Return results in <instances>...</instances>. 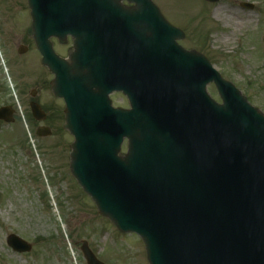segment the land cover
<instances>
[{"label": "water", "instance_id": "water-1", "mask_svg": "<svg viewBox=\"0 0 264 264\" xmlns=\"http://www.w3.org/2000/svg\"><path fill=\"white\" fill-rule=\"evenodd\" d=\"M121 1L28 0L32 24L26 34L42 65L55 75L52 93L66 103L64 129L75 136L72 176L120 233L139 235L149 264H264V117L203 56L175 44L182 33L150 0H127L135 4L132 10ZM103 19L118 25L122 20L116 49L135 53L134 78L127 69L118 70L113 83L129 96L135 81V136L128 133L129 113L121 117V134L115 120L116 130L108 137L100 114L85 116L79 98L71 107L68 103L71 79L93 93L105 87L100 69L99 89L92 86L93 67L84 64V51L103 49ZM67 35L75 50L70 65L54 57L48 42L56 37L62 43ZM210 82L222 107L205 93ZM94 106L100 101L89 102V110ZM30 107L35 120H45L36 104ZM0 120L12 122L9 109H0ZM36 135L47 137L50 131L41 128ZM124 137L128 154L120 158ZM7 245L19 254L31 251L13 235ZM80 250L86 264H102L85 242Z\"/></svg>", "mask_w": 264, "mask_h": 264}, {"label": "rangeland", "instance_id": "rangeland-1", "mask_svg": "<svg viewBox=\"0 0 264 264\" xmlns=\"http://www.w3.org/2000/svg\"><path fill=\"white\" fill-rule=\"evenodd\" d=\"M151 1L184 33L178 44L202 54L264 115V0ZM242 3L254 7L243 9ZM216 11L238 23L249 22L235 25L217 18ZM29 13L27 0H0V107L14 108L17 118L12 126L0 123V264H86L82 242L103 264H148L142 242L120 234L102 218L70 174L73 140L63 129V102L51 94L52 76L40 66L33 41L25 34ZM51 41L61 57L72 47L70 39L64 45ZM20 46L27 49L24 55L18 54ZM32 91L46 113L41 124L29 112ZM207 94L219 101L213 85L207 86ZM113 100L128 107L120 96ZM40 126L49 128V137L35 136ZM9 235L30 244L32 251L12 253L6 245Z\"/></svg>", "mask_w": 264, "mask_h": 264}, {"label": "flooded vegetation", "instance_id": "flooded-vegetation-1", "mask_svg": "<svg viewBox=\"0 0 264 264\" xmlns=\"http://www.w3.org/2000/svg\"><path fill=\"white\" fill-rule=\"evenodd\" d=\"M68 53H73V52L67 50V51H66V55H67ZM34 92H35V91H34ZM31 93H32V92H31ZM30 95H31V94H30ZM35 96H36V92H35ZM115 96H120V97H122V95H120V94H113V95H111V96L109 97V100H110V102H111V105H112L113 108H120L119 105L114 104V100H113V98H114ZM32 102H36V101H35L34 99L30 100L29 103H28V108L30 107V104H31ZM12 109H13V108H12ZM29 112H30V109H29ZM12 119L14 120V122H16V120H17V118H16V112H15L14 109L12 110Z\"/></svg>", "mask_w": 264, "mask_h": 264}, {"label": "bare ground", "instance_id": "bare-ground-1", "mask_svg": "<svg viewBox=\"0 0 264 264\" xmlns=\"http://www.w3.org/2000/svg\"><path fill=\"white\" fill-rule=\"evenodd\" d=\"M220 15H221V17H223V19L227 20L228 22H233V24H235V25H245V24H247L249 22V20H247V21H241V22L238 23L237 20L234 17L230 16V15L224 16V15H222V13L220 11H216L215 12V16L217 18H219Z\"/></svg>", "mask_w": 264, "mask_h": 264}]
</instances>
